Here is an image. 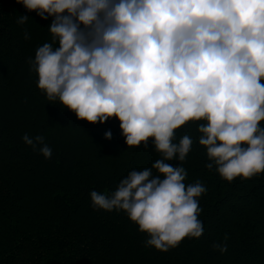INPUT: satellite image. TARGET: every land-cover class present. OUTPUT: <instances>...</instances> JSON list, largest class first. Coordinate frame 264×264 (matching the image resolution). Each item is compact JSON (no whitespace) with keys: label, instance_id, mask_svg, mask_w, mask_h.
Masks as SVG:
<instances>
[{"label":"clouds","instance_id":"clouds-1","mask_svg":"<svg viewBox=\"0 0 264 264\" xmlns=\"http://www.w3.org/2000/svg\"><path fill=\"white\" fill-rule=\"evenodd\" d=\"M17 2L54 17L53 42L29 61L47 99L93 124L118 118L128 147L153 138L161 158L151 168L130 171L110 193L90 192L94 209L125 212L147 246L167 252L204 232L198 198L206 187L186 185L185 168L168 163L191 151L189 135L173 142L182 126L206 122L198 142L221 178L264 172V0ZM22 139L51 158L43 136Z\"/></svg>","mask_w":264,"mask_h":264},{"label":"trees","instance_id":"trees-1","mask_svg":"<svg viewBox=\"0 0 264 264\" xmlns=\"http://www.w3.org/2000/svg\"><path fill=\"white\" fill-rule=\"evenodd\" d=\"M21 15L26 23L17 22ZM53 19L0 0V264H264V172L229 182L209 170L198 142L205 121L176 130L173 142L189 135L193 144L184 162L168 161L185 168L186 185L199 181L207 189L198 198L200 238L185 237L163 252L146 245L148 234L122 210L92 207L91 191L110 193L161 156L153 138L128 147L118 118L80 120L38 88L29 61L53 42ZM25 134L43 136L51 158L26 144ZM214 243H226L227 252Z\"/></svg>","mask_w":264,"mask_h":264}]
</instances>
